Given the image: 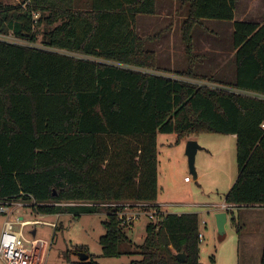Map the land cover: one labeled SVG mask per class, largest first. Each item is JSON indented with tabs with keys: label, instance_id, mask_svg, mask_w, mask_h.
<instances>
[{
	"label": "trees",
	"instance_id": "obj_1",
	"mask_svg": "<svg viewBox=\"0 0 264 264\" xmlns=\"http://www.w3.org/2000/svg\"><path fill=\"white\" fill-rule=\"evenodd\" d=\"M158 1H0V35L17 39L0 38V200L33 199L44 214L104 213L102 254L137 253L128 264H199L195 213L167 212L136 244L118 218L122 207L58 204L153 202L157 133L204 131L235 136L238 175L225 202L264 207V22L234 19L237 0H177L187 6V67L171 71L146 47L159 34L134 29ZM202 19L232 20L230 82L194 72L192 33ZM78 251L88 258H72ZM62 255L67 264H99L83 246Z\"/></svg>",
	"mask_w": 264,
	"mask_h": 264
},
{
	"label": "rangeland",
	"instance_id": "obj_2",
	"mask_svg": "<svg viewBox=\"0 0 264 264\" xmlns=\"http://www.w3.org/2000/svg\"><path fill=\"white\" fill-rule=\"evenodd\" d=\"M4 4H16L20 0H0ZM187 6L177 0H159L155 15H139L135 23V31L140 36L158 37L148 40L146 47L157 53V64L164 69L175 70L187 66L184 45L181 39V23L186 16ZM234 19L264 22V0H237L234 8ZM232 20L202 19L192 33L194 52L199 54L195 62L196 73L208 74L217 81H232L235 77V55L232 38ZM195 140L200 149L196 151L193 176L185 154L188 140ZM158 181L157 196L154 200L161 203L170 213H195L198 215V231L202 238L198 243L199 264H260L261 252L257 257L256 246L260 243L258 228L260 221L264 225V207L249 208L233 207L227 215L224 233L219 236L215 223V213L212 207L215 203L226 201L225 195L235 182L238 169L236 164V140L230 135L213 132H194L178 136L176 133H157ZM207 147V148H206ZM210 150V151H208ZM190 181L185 182L184 177ZM27 219H42L51 221L53 216L44 214H25ZM237 224L246 233L254 236L248 239L244 236L238 251ZM3 217L0 216V226ZM104 213H81L73 216L70 213L61 214L57 230L54 232L51 247L47 250L43 264H67L62 252L69 248L83 246L92 254L99 264H128L138 259L137 253L122 254L107 257L102 254L99 237L105 233ZM141 216L131 231V240L141 244L146 236L145 224ZM32 225L23 228L28 234ZM36 237L52 238L54 229L45 224H37ZM264 233L261 236L263 242ZM253 243L249 249L248 243ZM251 252H250V251ZM72 258L76 259L74 254ZM35 264L39 258L34 257Z\"/></svg>",
	"mask_w": 264,
	"mask_h": 264
},
{
	"label": "built area",
	"instance_id": "obj_3",
	"mask_svg": "<svg viewBox=\"0 0 264 264\" xmlns=\"http://www.w3.org/2000/svg\"><path fill=\"white\" fill-rule=\"evenodd\" d=\"M0 38L17 41L12 36H1ZM191 82L210 86V87H223L218 84L208 82L206 80H192ZM184 181H190L189 177H184ZM59 205H96V206H112L122 207L117 210L118 218L121 223L127 227L132 225L143 216L147 219V223H157L163 215L167 213L164 205L156 202H108V203H94V202H63ZM37 203L32 200H0V216L3 217L0 226V264H35L34 257L39 258V264H43V260L47 250L51 247L53 238L50 242L47 239L36 237V225L45 224L55 229L59 222V213L50 214L53 216L51 221L42 219H27L25 214H36L44 216V213H37L34 207ZM218 211H225L228 215L229 210L236 207L235 204L221 202L212 205ZM146 223V224H147ZM145 224V225H146ZM27 225H32L28 234L23 233V228ZM34 231V233H32ZM199 239L202 234H198Z\"/></svg>",
	"mask_w": 264,
	"mask_h": 264
},
{
	"label": "water",
	"instance_id": "obj_4",
	"mask_svg": "<svg viewBox=\"0 0 264 264\" xmlns=\"http://www.w3.org/2000/svg\"><path fill=\"white\" fill-rule=\"evenodd\" d=\"M198 149H200V146L195 140L190 139L186 142L185 154L187 156V163L194 177H196L194 161H195V154ZM214 216H215L217 234L221 236L225 231V224L227 222V214L225 211H217ZM32 233H34V231ZM75 254L80 260H86L89 256L88 253L82 252V251L75 252ZM176 257L178 261L180 262L185 261L186 259L185 251L182 250L178 252L176 254Z\"/></svg>",
	"mask_w": 264,
	"mask_h": 264
},
{
	"label": "crops",
	"instance_id": "obj_5",
	"mask_svg": "<svg viewBox=\"0 0 264 264\" xmlns=\"http://www.w3.org/2000/svg\"><path fill=\"white\" fill-rule=\"evenodd\" d=\"M185 54V53H184ZM187 67V66H186ZM185 67V68H186ZM185 68H183V69H185ZM179 69H181L182 70V68L181 67H179V68H175V70H179ZM167 70H170V69H167ZM175 70H171V71H175ZM194 72H196L195 71V69H194ZM196 74H199V73H196ZM203 75H208V74H203ZM230 137H233V138H235V136L234 135H230ZM207 148V147H206ZM208 151H210V150H208ZM157 152H158V147H157ZM159 164V163H158ZM196 178V177H195ZM185 182H189V181H185ZM241 208H249V207H240L239 209H241ZM253 208V207H252ZM234 221L236 222V218L234 217ZM258 223L259 222V225L256 227V228H258V230H259V232H260V243H259V245H257L256 246V249H255V253H257V257L259 256V252H261L262 253V248H263V242L261 241V236L263 235V233H264V225L262 224V223H260V221H258V220H255L254 221V223ZM232 223H233V221H232ZM133 229H134V226H133ZM245 230H250V228L249 227H246V225H244V228L243 227H241V229H240V232H237L238 234H239V236H238V239H237V246H238V251H239V248H240V245H241V241H242V238L245 236L246 238H247V240L248 239H251V237H253L254 235L251 233H246V231ZM131 231V230H130ZM263 240H264V237H263ZM248 246H249V249H252V246H254L253 245V243L251 242V243H248L247 244ZM250 251V250H249ZM251 252V251H250Z\"/></svg>",
	"mask_w": 264,
	"mask_h": 264
}]
</instances>
